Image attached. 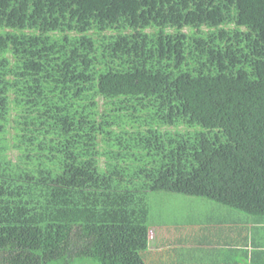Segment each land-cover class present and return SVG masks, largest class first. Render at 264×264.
<instances>
[{"label":"trees","instance_id":"obj_1","mask_svg":"<svg viewBox=\"0 0 264 264\" xmlns=\"http://www.w3.org/2000/svg\"><path fill=\"white\" fill-rule=\"evenodd\" d=\"M160 192L264 264V0H0V264H149Z\"/></svg>","mask_w":264,"mask_h":264},{"label":"crops","instance_id":"obj_2","mask_svg":"<svg viewBox=\"0 0 264 264\" xmlns=\"http://www.w3.org/2000/svg\"><path fill=\"white\" fill-rule=\"evenodd\" d=\"M187 198H184V200ZM189 201V200H188ZM150 218L152 225L149 228L151 232V237L149 241L148 248L158 249L160 256L164 259L172 260V256L180 255L182 260H186V264H247L248 262V253L250 246H237L233 249V243L243 236V231H240V236L235 233H239V230L236 228H222V223H226L228 220L222 219L217 223L221 224L218 227H212V229L207 230L209 235L201 236V233H204V230H201V226L195 230V227L190 229V232L195 233L197 231L198 235L188 238H179L174 235L171 239L167 238V234L170 233L168 229L170 227H164L166 221L162 218L158 208H152L150 206ZM197 219V216H194ZM229 224L231 222H228ZM235 229V231L233 230ZM171 234V233H170ZM237 235V237H236ZM235 236L234 240L232 237ZM239 236V237H238ZM241 240V239H240ZM176 245H179V248ZM244 252H247L244 254ZM189 254V255H188ZM152 256V255H150ZM175 260V259H174ZM146 261L151 262L150 257L146 256Z\"/></svg>","mask_w":264,"mask_h":264},{"label":"rangeland","instance_id":"obj_3","mask_svg":"<svg viewBox=\"0 0 264 264\" xmlns=\"http://www.w3.org/2000/svg\"><path fill=\"white\" fill-rule=\"evenodd\" d=\"M49 196L50 203L45 208V211H50L51 209L52 211L49 215L52 218H63L62 216L65 214V212H54V209L56 208L58 203L68 204V202L60 198L56 192L49 193ZM184 198L187 199L184 200ZM160 204L163 213L162 216H164V220L166 221L164 227H170L168 231H170L171 234H167L168 239H171L174 235L179 238L189 237L190 239L198 235L197 231L195 233L190 232L191 228L187 226V223L190 221V219L188 218V214H191L190 212H192L194 216H197V219L201 221L200 224L193 221L191 225L192 227H195V230H197L198 227L201 226V230H204V233H201V236H208L209 233L207 232V230L212 229V227L216 226L219 228L221 224L217 223V216H221L224 213V209H222L221 206L206 198L185 196L182 194L169 192L152 193L150 195L151 209L154 207L157 208ZM202 217L204 218L203 221L201 219ZM175 220H177L178 223H174ZM222 224V228H231V225H229L228 222ZM150 237L151 232H149L148 234V238ZM176 246L178 247V250L179 248H181L179 245ZM162 252H160V250L158 249L148 248L146 256L148 258L150 257L151 262L149 264H186V260H182L181 258L183 254H180L179 256H172V260H170L169 263L168 259H164L160 256Z\"/></svg>","mask_w":264,"mask_h":264}]
</instances>
